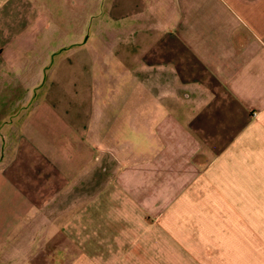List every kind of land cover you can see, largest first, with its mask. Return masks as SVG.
<instances>
[{"label": "crops", "instance_id": "obj_1", "mask_svg": "<svg viewBox=\"0 0 264 264\" xmlns=\"http://www.w3.org/2000/svg\"><path fill=\"white\" fill-rule=\"evenodd\" d=\"M0 99V264H264V0H0Z\"/></svg>", "mask_w": 264, "mask_h": 264}, {"label": "rangeland", "instance_id": "obj_2", "mask_svg": "<svg viewBox=\"0 0 264 264\" xmlns=\"http://www.w3.org/2000/svg\"><path fill=\"white\" fill-rule=\"evenodd\" d=\"M72 74H73V77H72V82L73 81H75L76 83H77V79H79V74H78V71H73L72 72ZM84 81V80H83ZM73 94H71L72 95V97L70 98V102H71V104H70V108H71V110H70V112L73 110V111H77V109H78V106H77V99H76V97H77V95L76 94H78V92H77V90L75 91H73L72 92ZM38 103H41V102H38ZM3 101L0 99V108H2L3 107ZM59 105H61L60 103H59ZM42 108V107H41ZM80 110H81V108H80ZM75 111V112H76ZM15 124L17 125L18 124V121H15ZM8 142V141H7Z\"/></svg>", "mask_w": 264, "mask_h": 264}]
</instances>
